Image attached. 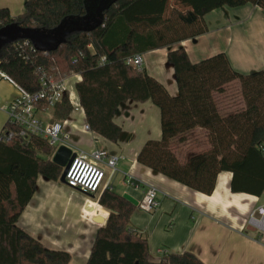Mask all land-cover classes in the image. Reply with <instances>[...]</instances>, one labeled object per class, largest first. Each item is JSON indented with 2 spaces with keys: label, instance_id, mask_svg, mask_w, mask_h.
<instances>
[{
  "label": "trees",
  "instance_id": "16d2710c",
  "mask_svg": "<svg viewBox=\"0 0 264 264\" xmlns=\"http://www.w3.org/2000/svg\"><path fill=\"white\" fill-rule=\"evenodd\" d=\"M264 0H27L15 17L0 9V29L16 25L51 32L76 22L54 48L38 49L17 39L0 47V69L29 92L39 89L37 73L57 79L77 73L76 92L91 132L115 143L121 129L113 117L126 102L154 105L160 115L159 140H148L136 161L189 190L211 195L218 174H231L230 191L264 193V69L234 71L224 53L191 63L183 49L167 53L177 93L144 69L126 65L134 55L169 47L207 32L204 17L224 7ZM27 41V42H26ZM105 62L100 64V59ZM233 92L238 101L230 100ZM231 108V109H230ZM67 99L55 104L49 123L65 120ZM54 148L39 137L0 141V264H69V255L45 249L16 227L35 191L36 179L59 180L63 169L51 162ZM98 204L107 210L87 264H203L189 252L151 262L146 239L130 226L136 207L104 190Z\"/></svg>",
  "mask_w": 264,
  "mask_h": 264
},
{
  "label": "crops",
  "instance_id": "0c3cea01",
  "mask_svg": "<svg viewBox=\"0 0 264 264\" xmlns=\"http://www.w3.org/2000/svg\"><path fill=\"white\" fill-rule=\"evenodd\" d=\"M26 1L0 0V9L15 17L23 12ZM204 22V35L141 55V69L171 96L177 89L166 56L173 50L183 49L191 63L224 53L231 68L244 75L264 69L262 9L251 4L221 8L208 13ZM14 97V88L0 80V131L7 120L5 109ZM113 122L121 129L115 143L84 132L82 114L70 116L64 131L80 151L90 154L102 150L116 158L114 171L104 168V185L136 207L130 226L146 239L151 262H158L162 257L158 251L164 250L167 254L189 252L203 264H264V233L256 235L247 225L249 212L264 206V193L260 197L232 193L231 174L222 172L207 196L139 165L136 158L143 144L161 137L159 111L148 101L121 104ZM103 186L96 194L84 196L67 188L60 178L50 181L39 176L34 194L15 225L45 249L67 253L69 264H87L96 232L108 216L98 204ZM150 187L156 191L158 207L144 213L137 206Z\"/></svg>",
  "mask_w": 264,
  "mask_h": 264
},
{
  "label": "built area",
  "instance_id": "2783aa9c",
  "mask_svg": "<svg viewBox=\"0 0 264 264\" xmlns=\"http://www.w3.org/2000/svg\"><path fill=\"white\" fill-rule=\"evenodd\" d=\"M105 60V57H102L100 64H103ZM142 62L141 55H134L125 60L126 65L133 66L137 70H141ZM0 80L7 82L15 91V97L5 109L7 120L0 131V141L8 143L16 138L26 141L30 136H34L44 139L54 148V152L61 146L68 148L73 156L64 177L66 187L77 190L84 196L96 194L104 185L106 176L104 168L114 171L116 158L108 157L102 150H95L90 154L80 151L71 144L68 134L64 131L70 116L77 114L84 116L75 87L81 81L80 75L72 73L54 79L46 72L39 71L37 73L39 89L35 92H29L18 85L1 69ZM63 99H67L71 107L70 114L63 121L49 123L51 110ZM83 131H90L86 123ZM134 186L138 188V185ZM103 187L105 190L109 189L106 185ZM155 197V189L148 188L137 208L144 213L153 212L158 207ZM247 225L256 235L264 233V206L249 212ZM158 254L164 256L167 253L159 250Z\"/></svg>",
  "mask_w": 264,
  "mask_h": 264
},
{
  "label": "water",
  "instance_id": "95a60500",
  "mask_svg": "<svg viewBox=\"0 0 264 264\" xmlns=\"http://www.w3.org/2000/svg\"><path fill=\"white\" fill-rule=\"evenodd\" d=\"M76 22H65L57 30L51 32H37L25 30L16 25H10L0 29V47L17 39L32 42L38 49L48 50L54 48L63 40V36L71 26L76 27ZM27 42V41H26ZM71 151L66 147H59L54 153L51 162L63 169L60 181L64 182L65 174L69 168Z\"/></svg>",
  "mask_w": 264,
  "mask_h": 264
},
{
  "label": "rangeland",
  "instance_id": "374dc122",
  "mask_svg": "<svg viewBox=\"0 0 264 264\" xmlns=\"http://www.w3.org/2000/svg\"><path fill=\"white\" fill-rule=\"evenodd\" d=\"M228 7H224V9H227ZM230 100L234 101V103H236L238 101V95L236 94V92H233L232 95H230L229 97ZM231 109V108H230ZM71 140V139H70ZM71 142V141H70ZM105 170H109V169H105Z\"/></svg>",
  "mask_w": 264,
  "mask_h": 264
}]
</instances>
